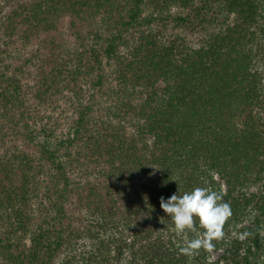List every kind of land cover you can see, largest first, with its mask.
Instances as JSON below:
<instances>
[{"label": "trees", "instance_id": "16d2710c", "mask_svg": "<svg viewBox=\"0 0 264 264\" xmlns=\"http://www.w3.org/2000/svg\"><path fill=\"white\" fill-rule=\"evenodd\" d=\"M0 264H264V0H0Z\"/></svg>", "mask_w": 264, "mask_h": 264}, {"label": "clouds", "instance_id": "9594fccd", "mask_svg": "<svg viewBox=\"0 0 264 264\" xmlns=\"http://www.w3.org/2000/svg\"><path fill=\"white\" fill-rule=\"evenodd\" d=\"M160 207L170 217L176 235L185 238L180 254L190 258L202 248L212 250V241L224 238L223 226L232 215L222 194L205 187H195L182 195L173 193L167 200L160 197ZM188 233L196 234L195 238L189 239Z\"/></svg>", "mask_w": 264, "mask_h": 264}]
</instances>
